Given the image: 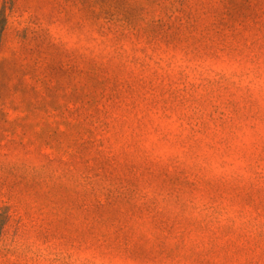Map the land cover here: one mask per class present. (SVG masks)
<instances>
[{"label": "rangeland", "instance_id": "rangeland-1", "mask_svg": "<svg viewBox=\"0 0 264 264\" xmlns=\"http://www.w3.org/2000/svg\"><path fill=\"white\" fill-rule=\"evenodd\" d=\"M0 264H264V0H0Z\"/></svg>", "mask_w": 264, "mask_h": 264}, {"label": "trees", "instance_id": "trees-1", "mask_svg": "<svg viewBox=\"0 0 264 264\" xmlns=\"http://www.w3.org/2000/svg\"><path fill=\"white\" fill-rule=\"evenodd\" d=\"M17 109V108H16Z\"/></svg>", "mask_w": 264, "mask_h": 264}]
</instances>
